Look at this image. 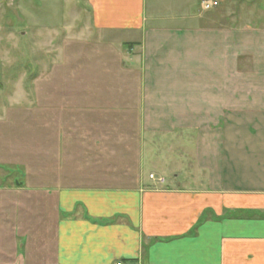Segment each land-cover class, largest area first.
<instances>
[{
	"label": "crops",
	"instance_id": "obj_1",
	"mask_svg": "<svg viewBox=\"0 0 264 264\" xmlns=\"http://www.w3.org/2000/svg\"><path fill=\"white\" fill-rule=\"evenodd\" d=\"M87 3L104 38L73 42L110 47V83L6 130L0 264H264V0ZM146 152L188 168L146 179ZM44 170L78 179L50 195Z\"/></svg>",
	"mask_w": 264,
	"mask_h": 264
},
{
	"label": "rangeland",
	"instance_id": "obj_2",
	"mask_svg": "<svg viewBox=\"0 0 264 264\" xmlns=\"http://www.w3.org/2000/svg\"><path fill=\"white\" fill-rule=\"evenodd\" d=\"M213 3L209 4L212 7L218 5L217 3L213 6ZM87 38L97 39V41L104 38L91 28L87 0H0V138L3 140V144L0 143V150L2 155H6V151L10 149L5 140L7 139L6 130L11 127V124L28 119L24 126L34 129L40 137L43 117L55 118L54 116L60 113L68 115L69 111L64 110V106L62 110H59L51 105L62 104L58 94H54L57 90L58 93L71 92L77 86L88 89L105 85L106 81L110 83V79H106L102 73L101 67L108 62L109 54H106L105 49L110 47L73 42L75 39L82 42ZM79 75L82 78L81 84L78 81ZM120 78H118L119 84ZM70 115L68 116L71 117ZM51 139L53 142L56 141L54 136L49 141ZM51 144V142L48 143L53 146L52 152H59V157L63 154V159L67 158L66 161L72 159L69 153L70 146L68 149L66 147V151L60 144L58 147ZM51 155L50 150L45 153L44 164L50 163L48 160L52 158ZM85 160H81L84 161L82 163L84 166L88 165V161ZM158 160L150 155V152H146L144 166L146 179H149V175L154 179V175L159 176L160 172H166L164 176L168 183L174 179V173H178L173 171L175 168L179 172L183 167L188 168L187 162L177 161L175 157L170 159L171 165L167 163L165 167L156 165ZM97 161L102 160L97 159ZM92 162L93 165L99 163L94 160ZM115 162L118 163V161ZM66 169L67 167L63 172ZM95 175H107L114 179L121 176L115 171L110 174ZM45 176L49 178L44 184V191L50 195L55 193L52 186L57 183L69 184L75 181L74 184H76L78 179L77 173L71 172L61 174L48 173L44 170ZM182 176L178 182H182ZM160 181L163 182V179Z\"/></svg>",
	"mask_w": 264,
	"mask_h": 264
},
{
	"label": "built area",
	"instance_id": "obj_3",
	"mask_svg": "<svg viewBox=\"0 0 264 264\" xmlns=\"http://www.w3.org/2000/svg\"><path fill=\"white\" fill-rule=\"evenodd\" d=\"M203 5H204V8L207 10V9H210L211 7H212V5L211 4H209V3H205V2H203ZM214 5H217V3H213V6ZM151 178H153V176H151ZM117 264H125V263H123V262H119V263H117Z\"/></svg>",
	"mask_w": 264,
	"mask_h": 264
}]
</instances>
